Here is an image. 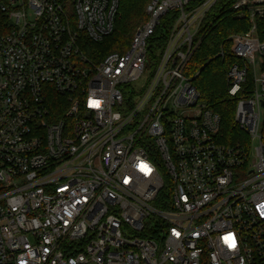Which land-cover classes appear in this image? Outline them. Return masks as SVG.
<instances>
[{
	"label": "built area",
	"instance_id": "1",
	"mask_svg": "<svg viewBox=\"0 0 264 264\" xmlns=\"http://www.w3.org/2000/svg\"><path fill=\"white\" fill-rule=\"evenodd\" d=\"M219 1L151 0L101 58L119 0H0V264H264V0L231 7L236 145L191 69Z\"/></svg>",
	"mask_w": 264,
	"mask_h": 264
},
{
	"label": "trees",
	"instance_id": "2",
	"mask_svg": "<svg viewBox=\"0 0 264 264\" xmlns=\"http://www.w3.org/2000/svg\"><path fill=\"white\" fill-rule=\"evenodd\" d=\"M150 1L119 0L114 32L102 43L93 44L87 41L88 51L102 54L101 58H104L110 54L109 45L114 44L119 49L116 52H126L131 43L123 44L124 42H118V40L134 36L136 27L140 23L146 22V8ZM235 1L220 0L218 2L203 29L205 33L203 43L191 61L192 74L199 73L194 84L199 90L202 100L209 109L220 116L221 126L218 139L229 145H236L248 139L235 122L237 103L243 98V91L237 97H231L229 95L230 83L227 77L230 67L237 62V59L230 53L232 43L229 37L249 29L248 20L233 19L234 11L231 7ZM210 21H214V24L208 28ZM117 23L120 32L117 31ZM221 51L224 52V55L216 57Z\"/></svg>",
	"mask_w": 264,
	"mask_h": 264
},
{
	"label": "rangeland",
	"instance_id": "3",
	"mask_svg": "<svg viewBox=\"0 0 264 264\" xmlns=\"http://www.w3.org/2000/svg\"><path fill=\"white\" fill-rule=\"evenodd\" d=\"M144 23V22H143ZM143 23H140L137 27H136V29H135V32H136V30L143 24ZM117 31L118 32H120V28H119V26H118V23H117ZM135 34V33H134ZM133 37L134 36H132V37H130V38H128V39H119L118 40V42H124L123 44H126V42H128V43H131L130 41H132V39H133ZM110 42V41H109ZM117 43V42H116ZM110 44V43H109ZM119 45V44H118ZM130 45V44H129ZM108 49H109V53H113V52H116V51H119V49L118 48H116V46L114 45V44H110L109 45V47H108ZM101 56H103L102 54H101ZM107 56V55H106ZM145 82H146V80L145 79H142L141 81H139L138 83H136L134 86H133V88L135 89V91H136V93H141L142 92V87L144 86V84H145Z\"/></svg>",
	"mask_w": 264,
	"mask_h": 264
},
{
	"label": "clouds",
	"instance_id": "4",
	"mask_svg": "<svg viewBox=\"0 0 264 264\" xmlns=\"http://www.w3.org/2000/svg\"><path fill=\"white\" fill-rule=\"evenodd\" d=\"M92 106V105H91ZM93 107H97V106H93ZM99 107V106H98ZM142 165H146L147 167L146 168H144V167H142ZM140 170L142 171V172H145V173H147V172H149L148 170L150 169L149 168V166L147 165V164H145V163H141L140 164ZM150 171H151V169H150ZM258 210L261 212V215H264V205H260V206H258ZM225 237H229V236H225ZM225 237H224V240H225ZM230 240L228 241V242H226L225 241V243H227L228 245H230Z\"/></svg>",
	"mask_w": 264,
	"mask_h": 264
},
{
	"label": "snow or ice",
	"instance_id": "5",
	"mask_svg": "<svg viewBox=\"0 0 264 264\" xmlns=\"http://www.w3.org/2000/svg\"><path fill=\"white\" fill-rule=\"evenodd\" d=\"M99 101H91V105L92 106H99ZM142 167H144V168H146L147 166L146 165H142ZM149 172H150V169L148 170ZM231 241L230 242V247H235V245H236V241H235V238L233 237V236H231V235H229V237H225V241L226 242H228V241Z\"/></svg>",
	"mask_w": 264,
	"mask_h": 264
}]
</instances>
